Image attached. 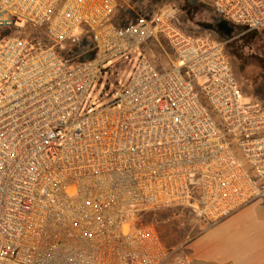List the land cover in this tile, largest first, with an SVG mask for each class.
I'll return each mask as SVG.
<instances>
[{"label": "built area", "instance_id": "1", "mask_svg": "<svg viewBox=\"0 0 264 264\" xmlns=\"http://www.w3.org/2000/svg\"><path fill=\"white\" fill-rule=\"evenodd\" d=\"M211 8L264 32V0ZM117 11L118 0H0V264H164L140 212L187 208L211 227L264 198V107L242 96L226 56L236 36L189 35L174 9L127 24ZM158 37L168 68L141 54L122 88L96 95Z\"/></svg>", "mask_w": 264, "mask_h": 264}, {"label": "rangeland", "instance_id": "2", "mask_svg": "<svg viewBox=\"0 0 264 264\" xmlns=\"http://www.w3.org/2000/svg\"><path fill=\"white\" fill-rule=\"evenodd\" d=\"M170 9L175 10L176 23L187 34L224 40V36L213 25L212 18L215 14L211 8V0H118L117 20L120 22V16L128 21L138 17L149 18L161 10ZM233 35L236 38L225 46V52L241 94L259 101L264 107V32L235 30ZM133 54L113 65L110 74H104L96 95L105 83L109 91L122 88L129 77L134 58L141 54L159 69L168 68L173 60L169 44L161 37ZM110 95L111 93L108 96ZM141 222L157 231L170 253L167 262L179 263L180 251L177 247L195 237L204 228L194 220L187 208L177 207L147 212L142 216Z\"/></svg>", "mask_w": 264, "mask_h": 264}, {"label": "crops", "instance_id": "3", "mask_svg": "<svg viewBox=\"0 0 264 264\" xmlns=\"http://www.w3.org/2000/svg\"><path fill=\"white\" fill-rule=\"evenodd\" d=\"M196 221L204 228L176 248L179 263L164 264H264V198L211 227Z\"/></svg>", "mask_w": 264, "mask_h": 264}, {"label": "water", "instance_id": "4", "mask_svg": "<svg viewBox=\"0 0 264 264\" xmlns=\"http://www.w3.org/2000/svg\"><path fill=\"white\" fill-rule=\"evenodd\" d=\"M216 29L220 32L225 38H230L235 33V27L229 24L226 20H220L216 23Z\"/></svg>", "mask_w": 264, "mask_h": 264}, {"label": "trees", "instance_id": "5", "mask_svg": "<svg viewBox=\"0 0 264 264\" xmlns=\"http://www.w3.org/2000/svg\"><path fill=\"white\" fill-rule=\"evenodd\" d=\"M220 20H221V18L217 17L216 15L213 16V18H212L213 25L215 26L216 23H217L218 21H220ZM120 22H121V23H124V24H127V23H129L130 21H128L127 18L120 16ZM244 30H245V29L242 28V27L236 28V31H238V32H240V31H244ZM223 39L225 40L226 38L223 37ZM88 57H89V56H88ZM154 211H155V210H152V211H145V212H144V211H143V212H140V213L138 214V219H139V221L142 220V216H143L145 213H147V212L152 213V212H154ZM140 219H141V220H140Z\"/></svg>", "mask_w": 264, "mask_h": 264}, {"label": "flooded vegetation", "instance_id": "6", "mask_svg": "<svg viewBox=\"0 0 264 264\" xmlns=\"http://www.w3.org/2000/svg\"><path fill=\"white\" fill-rule=\"evenodd\" d=\"M191 3H192V1H191Z\"/></svg>", "mask_w": 264, "mask_h": 264}]
</instances>
